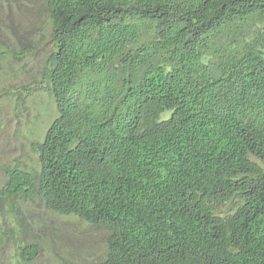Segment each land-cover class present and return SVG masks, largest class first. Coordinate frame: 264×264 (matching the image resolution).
I'll return each mask as SVG.
<instances>
[{
    "label": "trees",
    "instance_id": "trees-1",
    "mask_svg": "<svg viewBox=\"0 0 264 264\" xmlns=\"http://www.w3.org/2000/svg\"><path fill=\"white\" fill-rule=\"evenodd\" d=\"M42 4L48 38L0 46V64L48 46L4 89L55 114L3 165L0 246L17 264L48 247L47 264H264V0ZM63 215L102 247L74 260Z\"/></svg>",
    "mask_w": 264,
    "mask_h": 264
},
{
    "label": "rangeland",
    "instance_id": "rangeland-1",
    "mask_svg": "<svg viewBox=\"0 0 264 264\" xmlns=\"http://www.w3.org/2000/svg\"><path fill=\"white\" fill-rule=\"evenodd\" d=\"M46 19L47 13L42 0H0V46L2 44L7 46L9 43L19 44L22 39L26 40L25 37L48 38ZM38 40V44H42L41 39ZM47 50L48 46H45L27 54L19 61L9 56L8 60L0 64V186L4 179V163L9 157L20 153L19 145L24 135H30L28 131L39 125L34 115L38 114L41 125L38 128H42L41 133L38 131L34 135H44L43 131L47 129L55 116L54 112L44 110L42 94L35 97L37 98L35 103L32 102L35 109L29 108L26 114L23 109L14 104L11 96L9 97L4 89L6 86H20L36 76L44 62ZM55 222L74 260L85 259L87 252L84 249L95 251L101 248L107 234L105 230L70 215L55 217ZM38 229L45 230L46 225L39 224ZM63 241L60 242L61 245L64 244ZM48 248L46 250L42 248L36 259L28 264H47L48 260L55 257L51 247L49 250ZM14 251L10 243L1 245L0 264H17L15 259L11 258Z\"/></svg>",
    "mask_w": 264,
    "mask_h": 264
}]
</instances>
